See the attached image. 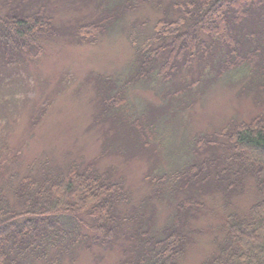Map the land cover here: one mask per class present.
<instances>
[{
  "label": "trees",
  "instance_id": "16d2710c",
  "mask_svg": "<svg viewBox=\"0 0 264 264\" xmlns=\"http://www.w3.org/2000/svg\"><path fill=\"white\" fill-rule=\"evenodd\" d=\"M82 1L95 2L96 19L69 29L57 27L48 0L2 1L0 68L18 64L23 56L42 55L44 43L63 34L95 44L140 4L123 0L120 9L107 7L105 0ZM127 33L134 52L131 73L120 84L109 79L111 87L98 93V104L101 118L114 123L117 136L137 158L146 157L161 137L149 109L142 122L131 113L129 95L137 85L158 80L168 85L182 68L198 61L207 62L200 76L218 80L242 73V91L264 94V0H181L148 35L134 29ZM199 80L175 97L192 91ZM192 141L190 158L180 170L151 180L167 188L137 205L125 176L114 166L101 171L98 160L66 167L46 162L8 180V167L0 162V264H58L78 246H87L85 229L96 245L109 248L121 242L123 256L115 264H183L194 242L191 220L211 215L203 211L206 199L219 205L210 211L219 223L212 253L200 264H264V113ZM155 198L172 206L161 227L144 216ZM245 200L251 204L242 214L235 204Z\"/></svg>",
  "mask_w": 264,
  "mask_h": 264
},
{
  "label": "rangeland",
  "instance_id": "374dc122",
  "mask_svg": "<svg viewBox=\"0 0 264 264\" xmlns=\"http://www.w3.org/2000/svg\"><path fill=\"white\" fill-rule=\"evenodd\" d=\"M105 1L109 8L125 7L123 0ZM179 1L138 0L137 9L125 13L124 19L99 36L95 44H81L63 34L44 43L42 55L23 56L18 64L0 68V162L8 167L4 180L11 175L22 177L28 169L38 170L46 162L52 167H66L73 161L86 165L98 160L101 171L114 166L119 176H125L135 205L149 202L155 190L167 188V184L157 187L151 180L183 167L190 158L187 151L193 146L192 138L214 134L230 123L249 122L264 113V94L242 91L245 74L229 73L209 80L200 76L207 62L196 61L182 68L168 85L158 80L131 90L130 109L140 119L137 122L143 121L149 109L161 133L146 157L137 158L117 136L114 123L101 118L98 93L108 92L109 79L120 84L131 73L134 52L126 29L148 35L157 19ZM48 2V13L57 27L69 29L96 19L95 2ZM157 5H161L160 10ZM198 79L201 81L192 91L175 97L176 91ZM105 148L108 153L101 157ZM246 201L235 204L242 214L251 204ZM167 202L153 199L144 216L155 226H163L172 214ZM205 204L203 211L211 215L191 220L194 242L183 264H200L214 248L211 242L219 222L210 211H218L219 205L208 199ZM82 232L89 236L87 246H78L58 264H115L122 258L121 242L109 248L99 246L92 243L90 231Z\"/></svg>",
  "mask_w": 264,
  "mask_h": 264
}]
</instances>
